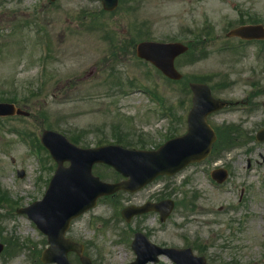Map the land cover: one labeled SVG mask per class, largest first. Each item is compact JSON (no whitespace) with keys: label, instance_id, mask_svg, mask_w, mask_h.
Segmentation results:
<instances>
[{"label":"rangeland","instance_id":"obj_1","mask_svg":"<svg viewBox=\"0 0 264 264\" xmlns=\"http://www.w3.org/2000/svg\"><path fill=\"white\" fill-rule=\"evenodd\" d=\"M129 1L103 13L94 0H0V101H13L30 112L23 119L0 120V241L13 246L0 255V264H39L40 250L46 246V237L14 210L41 198L53 161L43 150L35 153L18 130L33 137L46 123L69 139L74 136L89 144L113 140L117 132L134 139V144L142 135L149 146L162 142L173 129L176 118L171 120L167 107L175 117L177 111L176 133L183 130L180 117L187 96L181 107L179 85L167 83L151 65L136 60L128 43L130 31L139 27L154 39L188 40L191 24H209L213 40L197 49L194 60L181 56L179 69L205 76L210 84L225 82L228 90H221L219 97L239 98L247 88H264V47L261 52L253 45L236 52L221 48V34L241 11L264 22V0H137L133 14ZM130 78L138 83L129 85ZM149 90H156L161 100L153 99ZM259 93L255 103L264 100V91ZM263 116L238 109L224 111L220 119L244 122L242 131L255 132L254 123ZM259 152L264 155V144L248 143L223 154L231 176L221 187L207 172L210 163H204L160 178L137 195L122 196V201H102L72 223L69 235L85 243L93 264L131 261L130 233L135 227L157 243L191 246L208 264H264V164L254 163L261 160ZM19 168L25 171L22 178L16 174ZM162 191L177 201L163 224L154 214L130 225L121 219L123 205ZM159 264L172 263L161 258Z\"/></svg>","mask_w":264,"mask_h":264},{"label":"water","instance_id":"obj_2","mask_svg":"<svg viewBox=\"0 0 264 264\" xmlns=\"http://www.w3.org/2000/svg\"><path fill=\"white\" fill-rule=\"evenodd\" d=\"M103 2L107 8H113L116 4V0H103ZM139 47L142 51H149L152 54L170 53L171 48L173 50L178 48L177 45L156 43H142ZM144 56H148V54H144ZM168 62L171 63L166 58L165 63ZM199 87L198 85L194 87V109L201 106L200 101L211 100L208 92L204 93L205 90L199 89ZM213 107L214 104H210L208 108L212 109ZM6 113L25 112L13 104L0 103V114ZM197 127L193 126L187 136L168 141L156 151H130L115 146L81 149L57 133L45 132L42 137L43 142L49 147L59 166L44 199L34 204L39 207V212H31L29 209L26 211L48 234L50 244L48 252L51 256L55 253L54 260L61 264H68L67 250L78 245L65 239L64 231L73 217L95 204L98 195L117 188L133 187L132 189H135L159 173L172 174L189 162L201 159L208 151V143L200 134H197V137L194 135ZM204 128L207 129L205 126ZM64 160L70 161L68 167L62 166ZM96 161L112 164L121 173L128 175L130 179L115 184L100 182L98 178H94L90 174L91 165ZM138 236L143 242H146L143 236ZM146 244L152 254L166 252L174 257L178 253L180 257L174 258L179 264H199L196 262L197 259L191 257L188 250L174 252L173 250H160L147 242ZM148 259H152V257L148 256ZM134 264L141 263L138 261ZM200 264H202V260H200Z\"/></svg>","mask_w":264,"mask_h":264},{"label":"trees","instance_id":"obj_3","mask_svg":"<svg viewBox=\"0 0 264 264\" xmlns=\"http://www.w3.org/2000/svg\"><path fill=\"white\" fill-rule=\"evenodd\" d=\"M106 176V175H105ZM108 177H115L116 176V174L113 172L112 173V175H111V173L109 174V175H107Z\"/></svg>","mask_w":264,"mask_h":264}]
</instances>
